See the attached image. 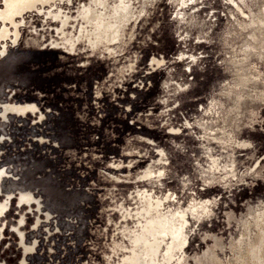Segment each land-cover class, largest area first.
Here are the masks:
<instances>
[{"label":"rangeland","instance_id":"obj_1","mask_svg":"<svg viewBox=\"0 0 264 264\" xmlns=\"http://www.w3.org/2000/svg\"><path fill=\"white\" fill-rule=\"evenodd\" d=\"M15 22L0 264H264V0H52Z\"/></svg>","mask_w":264,"mask_h":264},{"label":"flooded vegetation","instance_id":"obj_2","mask_svg":"<svg viewBox=\"0 0 264 264\" xmlns=\"http://www.w3.org/2000/svg\"><path fill=\"white\" fill-rule=\"evenodd\" d=\"M50 1L52 0H6L3 6V9L0 10V40H5L8 37V29L6 26L10 25L13 26V29H17V24L15 22V19L22 18L24 14L30 12L32 9H40L45 7L46 5H48L50 3ZM90 17L88 16V20H92L93 19V14H89ZM56 17V16H55ZM65 22H62V25H64ZM111 33V32H110ZM110 33H106L109 35L110 37ZM13 38V44H15V42L18 39V33L17 31L14 32L13 36L11 37V39ZM152 61L156 62V65H160L161 63L158 60L153 59ZM36 109V106L32 105V104H19V105H12V104H6L4 106V111L3 114H7L6 118L8 119L10 117V115L15 114V115H20V114H25L28 112H34ZM3 173H9L7 170L6 171H2L0 170V180H1V176ZM1 188V186H0ZM1 190H0V194H1ZM20 201H24L26 200V198H24L25 196H27V194H24L22 192H20ZM8 203H2L0 201V223H2L4 221V217L6 215V211L5 208L7 207ZM1 227V224H0Z\"/></svg>","mask_w":264,"mask_h":264},{"label":"bare ground","instance_id":"obj_3","mask_svg":"<svg viewBox=\"0 0 264 264\" xmlns=\"http://www.w3.org/2000/svg\"><path fill=\"white\" fill-rule=\"evenodd\" d=\"M3 6H4V4H3ZM262 25H263V22L261 23ZM112 34V33H111ZM111 38V37H110ZM260 217H263L264 218V212H261L260 214H258V219H260ZM262 225H264V221H263V224ZM263 227V226H262ZM261 227V228H262ZM261 230V229H260ZM264 230V229H263ZM261 233V232H260ZM259 236H261L260 237V240H259V242H257V247H260V245H261V243L262 242H264V233H261V235L259 234ZM253 247V246H252ZM251 247V248H252ZM254 248V247H253ZM254 249H257V248H254ZM255 251V250H254ZM254 251H252V252H254ZM257 251V250H256ZM258 251H259V248H258ZM251 252V251H250ZM259 253V252H258ZM255 255H257V254H255ZM256 258V257H255ZM258 259V258H257ZM258 261H259V259H258ZM258 264H260V262L258 263Z\"/></svg>","mask_w":264,"mask_h":264}]
</instances>
